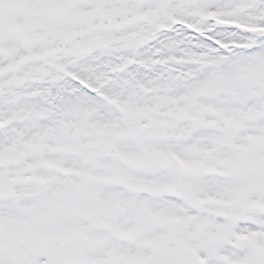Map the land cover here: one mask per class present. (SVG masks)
<instances>
[{"label":"snow or ice","instance_id":"obj_1","mask_svg":"<svg viewBox=\"0 0 264 264\" xmlns=\"http://www.w3.org/2000/svg\"><path fill=\"white\" fill-rule=\"evenodd\" d=\"M0 264H264V0H0Z\"/></svg>","mask_w":264,"mask_h":264}]
</instances>
